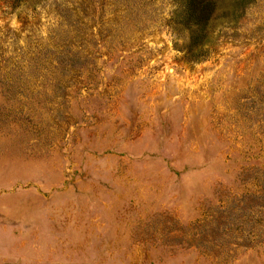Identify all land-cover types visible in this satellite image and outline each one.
Here are the masks:
<instances>
[{
  "label": "rangeland",
  "instance_id": "1",
  "mask_svg": "<svg viewBox=\"0 0 264 264\" xmlns=\"http://www.w3.org/2000/svg\"><path fill=\"white\" fill-rule=\"evenodd\" d=\"M210 1L0 0V264H264V0Z\"/></svg>",
  "mask_w": 264,
  "mask_h": 264
},
{
  "label": "trees",
  "instance_id": "2",
  "mask_svg": "<svg viewBox=\"0 0 264 264\" xmlns=\"http://www.w3.org/2000/svg\"><path fill=\"white\" fill-rule=\"evenodd\" d=\"M212 4L210 0H187V11L196 27L203 26V22L207 20L209 12L212 11Z\"/></svg>",
  "mask_w": 264,
  "mask_h": 264
}]
</instances>
